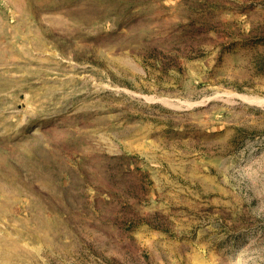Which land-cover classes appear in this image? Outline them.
Wrapping results in <instances>:
<instances>
[{
	"label": "rangeland",
	"instance_id": "374dc122",
	"mask_svg": "<svg viewBox=\"0 0 264 264\" xmlns=\"http://www.w3.org/2000/svg\"><path fill=\"white\" fill-rule=\"evenodd\" d=\"M0 264H264V0H0Z\"/></svg>",
	"mask_w": 264,
	"mask_h": 264
}]
</instances>
